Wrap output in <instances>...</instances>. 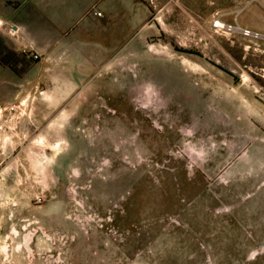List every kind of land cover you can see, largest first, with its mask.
Returning <instances> with one entry per match:
<instances>
[{
    "label": "rangeland",
    "instance_id": "374dc122",
    "mask_svg": "<svg viewBox=\"0 0 264 264\" xmlns=\"http://www.w3.org/2000/svg\"><path fill=\"white\" fill-rule=\"evenodd\" d=\"M108 2L74 52L0 20V264H264V4Z\"/></svg>",
    "mask_w": 264,
    "mask_h": 264
},
{
    "label": "crops",
    "instance_id": "0c3cea01",
    "mask_svg": "<svg viewBox=\"0 0 264 264\" xmlns=\"http://www.w3.org/2000/svg\"><path fill=\"white\" fill-rule=\"evenodd\" d=\"M110 10L108 0H0V20L12 21L16 35L32 38L22 45L40 52L77 51V45L85 43L93 29L107 26L115 16ZM117 16L124 20L125 12Z\"/></svg>",
    "mask_w": 264,
    "mask_h": 264
},
{
    "label": "built area",
    "instance_id": "2783aa9c",
    "mask_svg": "<svg viewBox=\"0 0 264 264\" xmlns=\"http://www.w3.org/2000/svg\"><path fill=\"white\" fill-rule=\"evenodd\" d=\"M98 15H102L101 12H97ZM218 26L220 28H224V29H227V30H231V31H234L236 30L237 28H239L237 25H232V24H225V23H221V22H218ZM242 30L245 31L246 34H249V35H257V36H260L262 35L260 32H255V31H252L250 29H246V28H240ZM263 36V35H262ZM35 58H38L39 56L37 54L34 55Z\"/></svg>",
    "mask_w": 264,
    "mask_h": 264
}]
</instances>
